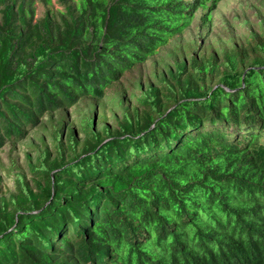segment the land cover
Wrapping results in <instances>:
<instances>
[{
    "label": "trees",
    "instance_id": "trees-1",
    "mask_svg": "<svg viewBox=\"0 0 264 264\" xmlns=\"http://www.w3.org/2000/svg\"><path fill=\"white\" fill-rule=\"evenodd\" d=\"M220 1L0 0V149L53 126L0 188V264H264V17L107 94Z\"/></svg>",
    "mask_w": 264,
    "mask_h": 264
},
{
    "label": "rangeland",
    "instance_id": "rangeland-1",
    "mask_svg": "<svg viewBox=\"0 0 264 264\" xmlns=\"http://www.w3.org/2000/svg\"><path fill=\"white\" fill-rule=\"evenodd\" d=\"M36 7V18H39L44 15L46 7L41 4L40 1L35 2ZM49 8L52 11H58L63 9L58 0H51ZM202 11H197L191 25L185 30L184 35L176 36L178 39L174 43L173 40H170L168 44L162 47L156 54L148 58V60L143 64L139 65L131 71L127 72L121 79L119 84H115L114 88L109 89L107 94L110 95L114 90L120 91L126 87V92H132L131 87L137 89L136 84L140 82L146 83L148 80V75H150L152 70H155V67L162 69V62L170 61L172 51H179L180 46L177 48V45L183 44L182 48L186 50V55H191L193 50L200 45L198 48V54L203 52H210L215 48H212V43H217L227 49L231 47L234 42H245V38L248 33L252 30L259 31L260 20L264 17V0H221L218 7L212 14L213 16V26L210 29V24L201 23ZM216 47V48H219ZM196 53V54H197ZM210 54V53H209ZM95 102L91 100H83L77 103L75 106H71L67 110V123L65 125L66 133L69 126H74L78 129L80 122H83V116L89 113L93 114V105ZM66 111H57L56 115L52 118L56 121L60 115L65 116ZM108 117L110 113L107 112ZM51 115L44 114L40 117L38 123H44L47 125L46 131L40 129V126L32 125L28 128L26 135L21 138L20 141L14 143H6L0 149V168L8 169L6 173H1L0 188L4 193H9L15 189V175L19 171L26 173L28 177L31 174L28 172L27 164L29 162L27 154H30L33 158L38 154L35 151V148L38 146H43L40 139L44 138L46 144L52 148V140L49 136L53 126L50 121ZM96 125H104L106 120L99 119L97 116L94 118ZM109 122L111 117L108 118ZM78 135L82 136L83 133L78 131ZM36 145V146H35ZM12 163H15L12 165ZM10 170V171H9ZM1 171V170H0Z\"/></svg>",
    "mask_w": 264,
    "mask_h": 264
}]
</instances>
